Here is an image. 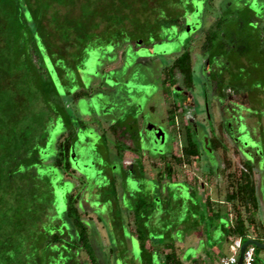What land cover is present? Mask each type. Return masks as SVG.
I'll use <instances>...</instances> for the list:
<instances>
[{
  "label": "trees",
  "instance_id": "1",
  "mask_svg": "<svg viewBox=\"0 0 264 264\" xmlns=\"http://www.w3.org/2000/svg\"><path fill=\"white\" fill-rule=\"evenodd\" d=\"M156 1L160 4V0H0V264H106V254L101 260L94 246L100 238L97 228L85 217L91 210L100 214V223L108 228L116 245L131 237L138 242L139 251L150 256V262L152 255L159 254L163 264H183L173 243L156 238L147 228L148 223L162 222L167 206L156 208L155 200L139 196L136 185L135 190L127 188L132 182L141 185L147 178L142 174L134 178L133 172L127 175L122 170V154L129 147L124 143L116 146L112 158L117 163L103 160V152L112 150L111 140L105 132L98 143L89 136L83 139L68 108V103L76 105L87 94L81 72L76 69L78 73L70 74L71 68L79 67L78 60L66 58L68 52L80 47L79 40L136 41L144 37L142 22L146 18L152 34L161 31V22L185 25L189 0L180 6L176 0H165L161 11L155 8ZM160 13L163 21L152 25L151 20L160 19ZM216 38L215 32L207 34L210 44ZM85 47L88 49L87 43ZM80 60L85 64V59ZM170 70H177L186 85H193L188 50L176 57ZM171 80V84L176 81L173 74ZM58 123L65 124L67 135L54 137L52 129ZM138 133L132 135L136 142ZM186 134L181 155L166 167L170 186L174 184L173 166L190 165L200 154L190 126ZM80 149H85V156ZM83 159L96 172L94 178L88 165L79 164ZM72 164L95 180L91 187H98V201L88 187L81 191L78 182L69 177ZM229 177L225 201L233 223L225 227L226 239L240 237L245 242L254 235L250 227L255 219L245 214L257 206L255 186L250 168ZM61 188L63 213L58 196ZM189 191L193 197L199 187L190 185ZM87 201L96 207H87ZM127 203L128 219L123 214ZM205 203L212 210L211 196ZM168 231L170 228L165 233ZM149 241L152 244L148 246ZM259 250L256 247V255Z\"/></svg>",
  "mask_w": 264,
  "mask_h": 264
},
{
  "label": "rangeland",
  "instance_id": "2",
  "mask_svg": "<svg viewBox=\"0 0 264 264\" xmlns=\"http://www.w3.org/2000/svg\"><path fill=\"white\" fill-rule=\"evenodd\" d=\"M164 1L160 0V4L156 1L157 5L155 8L161 11ZM176 1L178 6L184 3V0ZM188 4L189 8L184 16L185 25L183 27H178L177 24H162L161 21H163L164 17L160 13V19L157 17L155 19L154 17L151 20V24L161 22L159 27L161 31H155L156 33L153 34L151 30L148 31L147 28L150 23L146 22V18L145 22H142V26L146 27V32L144 37L139 40L132 41L127 38H121L119 41L117 39L115 42L110 39L104 40L103 38H98L97 40H79L82 46L80 45V47L68 52L66 58L71 60V62L78 60L76 66H79L78 68H71L70 74L75 75L77 70L81 72L85 84L84 92L87 93H84L85 95L79 102L84 114L81 115L80 119L82 123H85L80 133L83 139L89 136L93 143H98L101 131L107 129L110 132L108 123L115 120L119 123L115 125L116 129L119 130L122 128L121 126H124L126 129L124 134L127 133L128 135L129 133L131 136L134 131L143 129L146 126L152 140L150 141V146L162 149L161 147H165L166 145L164 143L166 138L161 133L162 127L158 128L161 134L159 133L157 137L159 139L161 136L163 137L162 143L159 146L156 145L157 142H154L152 132L156 127L154 123L161 124L164 121L168 133L170 131L169 134H173L176 137V141L173 143V154L175 156L181 155L184 145L182 141L184 127L187 120L180 113L181 110L179 109L176 114V125H168L169 110L172 109L173 104H176L177 100L171 91L172 88H168L163 92V67L176 59L183 50H188L192 54L194 65L193 81L196 84V89L203 91V86L201 85L203 80L201 74L202 65L200 64L201 53L198 48L200 44L203 45L205 35L209 32L210 35L215 32L217 38L213 40L214 43L218 40H224L229 48L230 46H232L231 48H236L237 45H241L243 42H249L251 46L256 48L255 43L257 41H252L255 40L254 38H246L247 36L243 33V30L250 26L247 23H250L248 21L252 14H249L248 9L242 6L246 4L250 5L249 8L255 12L254 15L257 14L258 16L263 11L264 0H189ZM76 11L78 12L79 9L76 8ZM203 27H205L204 36L200 34ZM238 30H240V39L237 40L234 39V35ZM89 41H91V44H88ZM86 43L88 49L85 47ZM193 43L195 47H193ZM246 57H250V55ZM82 58L86 60L85 64L80 60ZM179 78L181 80L180 75ZM197 90H195L196 98L203 104V96ZM70 103L72 104V101ZM35 106L38 107L39 105L36 104ZM194 118L201 122V124L208 126L205 112H196ZM66 130L65 124L58 123L54 125L52 132L55 137ZM110 134L111 138L116 137L115 134L112 135L111 132ZM84 150H79L81 156L84 155ZM219 152H221V149ZM113 154H115L113 148L108 152H103V160L108 162L113 161ZM230 154L232 153L230 152ZM97 159L100 160V158ZM137 159L136 154L131 151H126L124 154L125 166L137 162ZM169 160L175 163V160L170 158V156ZM78 162L86 167L88 165V161L84 159ZM235 162L233 158L230 159V165L228 163L229 168L226 173H223V179L218 185L212 184V187H210L207 184L206 189H202L201 193H195L193 198H191V194L188 192V187L185 183L174 184L172 186L166 184L168 178L165 177V165L157 157L146 159L144 166L148 177L142 181V184L131 183L130 190H135L137 186L139 196L143 197L147 195L152 198L151 200H155L156 208L167 206L168 213L164 216L163 223L158 221L156 224L155 222L148 223L147 228L153 235H156V238H160L163 241L166 240V242L170 241L174 246H180L182 248L183 259L188 264H191L190 261L196 258L197 255L204 253H209V257L212 259L211 263L216 264L215 261L218 260L215 257L216 255H230L234 251L233 238L226 239L225 227L233 223V215L228 212L230 205L225 202V193L227 184L231 181L229 175L233 173L240 175V168H236ZM113 163L117 162L113 161ZM206 165L204 156L200 160L193 157L190 165L178 166L179 175L175 174L172 181L178 182L187 179L200 188L201 183L207 181L204 171ZM88 170L90 171V176L94 178L96 172L93 171V167L88 165ZM73 173L77 177H81L75 171ZM159 175L163 184H159L156 180ZM74 180L78 182L77 186L83 191L84 187L80 179L75 178ZM100 182L103 183V180L101 179ZM63 192L64 190L61 188L58 193V196H60L59 207H61V213H63L65 206ZM107 192L105 190V194ZM99 193H94L96 201L99 199L97 198ZM207 196H211L212 198V210L205 203ZM166 202H169L168 205H165ZM93 203L91 205L96 207L97 204ZM215 214L219 215L220 218L216 217ZM245 215L253 217V211L251 210ZM86 218L91 221L92 226H94V223L96 224V227H94L97 228L96 230L99 232L102 242L106 245V251L103 252V248L98 245L101 240L97 238L95 241L98 258L102 260L105 253L108 263L114 264V255L110 251L108 235L103 224L96 222V219L91 216ZM178 227L180 231H178ZM167 228H170L168 234L165 233ZM250 228L251 233L254 234V226ZM133 242L134 249L132 248L128 254L123 252L119 254L118 261H121L122 264H163V258L157 256L159 254L152 255L153 258L150 262V256L144 255L139 251L137 247L138 242L135 239H133ZM151 244L152 242L149 241L148 246ZM262 254L263 250H259L256 264L264 262V258L261 257ZM84 257H86L85 253Z\"/></svg>",
  "mask_w": 264,
  "mask_h": 264
},
{
  "label": "flooded vegetation",
  "instance_id": "3",
  "mask_svg": "<svg viewBox=\"0 0 264 264\" xmlns=\"http://www.w3.org/2000/svg\"><path fill=\"white\" fill-rule=\"evenodd\" d=\"M249 6L250 5L247 4L242 6L248 9L249 14H252L248 21L250 23H247L248 26H250L243 30V33L247 36L246 38H254L255 40L252 41H257V43H255L256 48L251 46L249 42H243L241 45H237L236 48H231L232 46L229 48L224 40H218L215 43L212 41L210 44L209 40H207V34L205 35L204 33L205 27H203L201 28L200 34H202V36L205 35V40H203V45L200 44L198 48L201 53L200 64L202 65L201 74L203 77L201 85L203 86V91L197 90L195 83L191 86L186 85L180 80L177 70H172L173 72L170 70V66L173 64L174 59L163 67V92L168 88H172L171 91L174 94V98L177 100L176 104H173L174 106L169 110L168 125H176V114L180 109V113L183 114L187 120L184 127V140L182 139V141L185 142L187 139V126H190L201 148L200 154L195 158L200 160L203 156L205 157L207 165L204 171L207 181L201 183V187L199 188L200 193L202 189H206L208 186L207 184L212 187V184L218 185L221 182L223 173H226L229 168L231 158L236 161V168H240V173L242 170L246 169L248 171V168H250L257 198V206L253 210V217L255 219L254 236L256 240H258L257 237L261 238V240L258 241L264 243V241H262L264 240V7H262L263 11L261 14L258 16L255 14V16V12L252 11ZM239 31L240 30L236 31L234 39H240ZM192 45L195 47L194 43ZM238 51H240V53H238ZM245 52L247 55H250V57H246L247 55L245 56ZM193 66L192 62V68ZM171 74H173L176 79L174 84L170 83L172 81ZM165 79L166 81H164ZM195 90L199 91L203 96V104L197 100ZM68 108L70 112L75 115L77 131L81 133L85 124L82 123L80 119L83 114L81 104H79V102L76 105L68 103ZM200 111L205 112L207 125L209 127L201 124V122L194 118L196 112ZM162 123H154L156 127L152 132L154 135V142H157L156 145L159 146L162 143L163 137L161 136L160 139L157 137L160 133L158 128H160V126L162 127L161 132L166 138L164 142L166 145L165 147L162 146V149L156 147L152 148V146H150V141L152 140L146 126L138 130L137 142L129 133L128 135L127 133L124 134L126 131L124 126H121L122 128L120 127L121 129L119 130L116 129L115 125L119 123L115 120L108 123L110 132L112 135H116L115 138L110 137L111 134L107 129L101 131V134L105 132L111 140V147L115 150V154L117 153L116 146L119 144L121 145L124 143L129 147L125 149L122 154V170H125L127 175L133 172L134 178H137V175L140 174L148 177L145 172L144 164L149 157H157L159 161L163 162V165H165L164 171H166L167 164L171 162L169 156L173 159L177 157L173 154V143L176 141V137L173 134H169L170 131L168 133L167 127L164 125L165 122L162 121ZM62 133L67 135L68 128ZM131 147H134V149ZM220 149L221 152H219ZM126 151L135 153L138 157L136 160L137 162L125 166L124 154ZM230 152L232 154H230ZM178 168V165L173 166L176 175H179ZM73 171L80 174L81 177H77ZM70 173V178L80 179L84 188L86 186L90 192L98 193V187L96 189L90 187L94 184L95 180H91L87 177V171L83 170L78 165L72 164ZM165 177H167L166 174ZM173 177H175V175ZM118 179H120V177H118ZM156 180L159 184H163L160 175L157 176ZM167 183L169 182H166V184ZM173 183L177 185L185 183L189 193L190 185H194L193 182L187 179L178 182L173 181ZM127 188L129 190L131 189L129 185H127ZM226 189H228V184ZM226 194L227 190L225 195ZM208 197L209 196H207V198ZM191 198L193 197L191 196ZM91 204L92 202L87 201L86 206L94 208ZM126 206H128V203L123 207V214H125V217H127ZM89 216L96 219V222H100V214L97 211L91 210L85 217ZM95 225L94 223V226ZM105 230L108 235L110 251L114 255V264H122L121 261H118V256L121 252L128 254L131 251L133 240L131 237L126 236L125 240L121 239V242L119 241L116 245L111 238L112 236L108 228H105ZM97 233L100 236L99 232ZM117 236L119 237L120 235ZM99 239L101 240V237ZM96 240L97 238L95 241ZM99 246L103 248V252L106 251L104 242ZM106 264H109L108 261Z\"/></svg>",
  "mask_w": 264,
  "mask_h": 264
},
{
  "label": "built area",
  "instance_id": "4",
  "mask_svg": "<svg viewBox=\"0 0 264 264\" xmlns=\"http://www.w3.org/2000/svg\"><path fill=\"white\" fill-rule=\"evenodd\" d=\"M233 241H234L233 242L234 244L233 253L227 256H221V258H219L218 264H238L239 263L241 247L244 241L240 237H236ZM256 260H257L256 246L253 244L248 245L243 253L242 264H255Z\"/></svg>",
  "mask_w": 264,
  "mask_h": 264
},
{
  "label": "crops",
  "instance_id": "5",
  "mask_svg": "<svg viewBox=\"0 0 264 264\" xmlns=\"http://www.w3.org/2000/svg\"><path fill=\"white\" fill-rule=\"evenodd\" d=\"M179 228V227H178ZM177 230V229H176ZM178 231H180V228H179V230ZM255 236L253 235L252 236V238H254ZM231 238H233V240L236 238V237H231ZM175 248H176V250H177V253H178V256L180 257V259L182 260V262H183V264H188V262H186V260L185 259H183V254H182V252H181V247L180 246H175ZM228 254H225V255H219V256H227ZM219 256H215L218 260H219ZM215 257H213V258H215ZM261 257H263L264 258V250H263V254H262V256ZM258 258V257H257ZM218 260L217 261H215L216 262V264H218ZM191 264H212L211 262H212V259L209 257V253H204V254H199V255H197V257L196 258H194V259H192L191 261ZM256 262H257V260H256ZM256 264V263H255ZM262 264H264V262L262 263Z\"/></svg>",
  "mask_w": 264,
  "mask_h": 264
},
{
  "label": "water",
  "instance_id": "6",
  "mask_svg": "<svg viewBox=\"0 0 264 264\" xmlns=\"http://www.w3.org/2000/svg\"><path fill=\"white\" fill-rule=\"evenodd\" d=\"M162 133V132H161ZM255 245L256 247L260 248L261 250H264V243L256 240L255 238H251L245 242H243V245L241 247L240 257H239V263L242 264L243 261V253L248 245Z\"/></svg>",
  "mask_w": 264,
  "mask_h": 264
}]
</instances>
